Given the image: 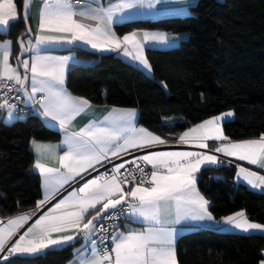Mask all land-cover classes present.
I'll return each instance as SVG.
<instances>
[{
  "label": "snow or ice",
  "instance_id": "obj_1",
  "mask_svg": "<svg viewBox=\"0 0 264 264\" xmlns=\"http://www.w3.org/2000/svg\"><path fill=\"white\" fill-rule=\"evenodd\" d=\"M80 2L44 0L35 44L31 39L32 29L28 27L27 42L23 35L19 38L20 53L15 66L9 62L13 42H0V91L3 92L0 110L7 112L5 123L24 118L18 114L17 104L9 95L13 91L22 94L24 104L34 108L38 105L36 114L58 121L61 128L91 106L88 99L72 97L63 87L69 58L41 55L44 46L83 41L100 51H122L151 72V65L144 55L146 45L169 42L168 34L163 32L133 31L120 37L112 30L114 15L138 6L155 8L161 0H121L107 9L91 5L78 9ZM31 6L32 0H22L21 11L15 0H0V34H7L21 18L27 24ZM50 33L67 34L70 38ZM27 52L34 54L29 59H21ZM15 99L21 100V96ZM136 115L135 108H113L104 120L90 122L79 131L67 134L64 141L67 151L63 155H56V146L32 141L40 156L48 152L59 163V167H49L38 158L33 165L43 177L46 188L44 199L37 202V209L49 203L64 185L82 173L89 169L96 171L97 165L111 164V175L106 170L86 180L49 208L17 239L13 237L32 214L9 219L7 227H0V254H3L0 261L10 264V257L14 255H37L49 248L70 245L82 237L85 243L76 250L79 257L75 264H179L176 230L168 225L179 224L182 220H215L209 211V201L196 188L195 173L202 166L222 165L225 161L204 152L150 151L133 155V150H147L168 143L147 129L136 128ZM232 115L229 112L223 117L207 119L183 132L177 142H194L196 147L207 149L208 141H220L213 150L215 153L264 168V134L256 139L230 140L224 135L220 121ZM124 156L130 159L124 160ZM113 158L121 162L115 163ZM148 165L150 172L145 171ZM237 167V175L248 184L254 188L264 187V175L240 165ZM125 185L131 186L126 190ZM121 217L142 222L146 227L119 231L114 221ZM104 221L113 223L107 225ZM223 222L245 233L253 230L264 233V224L250 222L244 211L224 217ZM89 251L90 255L86 256L85 252ZM260 255L258 264H264V250Z\"/></svg>",
  "mask_w": 264,
  "mask_h": 264
},
{
  "label": "trees",
  "instance_id": "obj_2",
  "mask_svg": "<svg viewBox=\"0 0 264 264\" xmlns=\"http://www.w3.org/2000/svg\"><path fill=\"white\" fill-rule=\"evenodd\" d=\"M22 11V0H15ZM185 17L134 19L117 25L119 34L134 30L187 34L172 49L146 51L152 75L114 54L100 55L72 48L90 66L71 67L67 88L92 105L135 108L139 124L164 138L226 112L223 123L232 141L264 134V0H197ZM22 19L0 41L26 35ZM17 51V50H16ZM163 85H166L165 88ZM0 119V217L7 219L35 209L42 200L40 177L32 172L33 140L56 142L61 133L35 113L8 125ZM236 167H207L198 188L211 203L215 220L244 211L264 224V193L235 182ZM179 264H258L264 237L191 229L179 236ZM80 240L37 256L10 257V264H68ZM5 264V262L0 263Z\"/></svg>",
  "mask_w": 264,
  "mask_h": 264
},
{
  "label": "crops",
  "instance_id": "obj_3",
  "mask_svg": "<svg viewBox=\"0 0 264 264\" xmlns=\"http://www.w3.org/2000/svg\"><path fill=\"white\" fill-rule=\"evenodd\" d=\"M43 2L44 0H32V6L28 9V13H29V20L28 23L26 24V27H31L32 29V34H31V39L33 44H35V34L37 31V27H38V17H39V12L43 6ZM121 2V0H81L80 4L77 5V8H84L87 5H91V7H103L105 9L109 8L110 5H116L119 4ZM197 3V0H161L160 4H157L155 8H148L147 6L145 7H136L130 10L125 11L124 13L120 14H116L113 16V23H112V30L116 33L117 36L122 37L123 35H126L128 33L125 34H119L118 31L116 30L115 27H117V25H121L125 22L134 20V19H149V20H154V19H159V18H166V17H185L188 16L190 13V9L191 7H193L195 4ZM22 19V18H21ZM23 20V19H22ZM85 23H90V24H95L96 21H84ZM136 32H143V31H147V30H134ZM133 32V31H130ZM148 32H163L168 34L169 36V42L168 44H148L146 45L145 49H144V55L146 56V51L148 49H152V50H167V49H172L177 47L181 41L186 40L188 35L187 34H176L173 32H169V31H148ZM51 35H55V36H60V35H65L67 37V34H58V33H50ZM70 38V37H67ZM25 42H27V40L29 39V35L26 34L25 37ZM6 40H10V39H6ZM4 41V40H3ZM0 41V42H3ZM12 43V55L10 57V63L13 64V66L16 65V57L17 55H19L20 53V45H19V39L14 42L13 40H11ZM85 48L88 49L92 52H95L97 54L100 55H108V54H114L118 57H120L121 59H123L125 62H127L128 64L134 65L136 67H138L139 69H141L143 72H145L148 75H152V70L151 72L147 71L146 69L143 68L142 65H140L137 61H134L131 59V57L129 56H125L123 54L122 51H100L98 49H93L91 47L90 44H86L83 41H76L74 43L68 44V43H56V44H50L47 46H44L41 48L40 54L41 55H47V56H53V57H68V63L65 67V83L63 85V87L66 89L67 93L70 94L72 97H76L74 96L72 93H70V91L67 88V79H68V73L69 70L71 69V67H75V66H91L93 64V61H86V60H80L76 57V55H74V52H69V53H64V50H70L72 48ZM17 50V51H16ZM34 53L32 52H27L25 53L21 59H29ZM21 73H23V69H20ZM22 95V94H21ZM39 95V94H38ZM23 99H25L23 97ZM28 107L33 108L34 113L35 112V108H39L38 105L35 106V108L32 105H27ZM113 108H117V109H123V108H118V107H111V106H107V105H92L89 108H87L85 111L81 112L79 115H76L64 128H61L59 125L58 121H53L50 118H44L38 114V115L42 121L44 122V124L46 126H48L49 128L54 129L55 131H59L61 133V138L59 141L56 142H44L43 141H37L35 140L37 143L39 144H44V145H53L56 146L55 147V153L56 155H63L65 151H67V145L64 144L65 138L67 134H70L72 132H76L79 131L80 128L85 127L87 124H89L90 122H99L105 119L106 116H108L109 112H111V110ZM40 111H42V109H40ZM137 111V115L134 121L135 127L136 128H143V126H141L139 124V111L136 109ZM229 113V112H226ZM226 113H223L219 116H224ZM233 113V112H232ZM0 119H3L2 121H5L7 119V112L0 110ZM211 119V118H210ZM234 119V113L231 117H228L227 119H222L220 121V126L223 130V123L227 122V121H231ZM15 122V121H14ZM12 122V123H14ZM5 123V122H4ZM12 123H6L8 125L12 124ZM202 123V122H201ZM200 124V123H199ZM198 124H195L194 126L192 125L191 127L187 128L186 130L180 132L177 134V136H173L169 139L162 137L159 134L154 133L155 135H159L162 139H165L168 141L167 144L164 145H156L151 149H147V150H133V153H141V155L145 154L146 152H150V151H165V152H204V153H208V154H214L216 156H218L221 160H224L225 163L222 165H233L236 167V175H235V182L237 184H244L245 186H247L248 188H250L253 191L259 192L260 193H264V187H253L252 185L248 184L247 181H245L242 177H239L237 175L239 169L237 167V165H240L242 167H245L247 169H249L250 171H254L257 172L259 175H264V168H260L257 165H252L249 164L246 161H240V160H236L234 157H225L223 156L222 153H215L213 150L215 147L219 146V144L221 143L220 141H208V145L209 147L207 149H200L198 147L195 146L194 142H189L187 144H181L178 143V138L179 136L185 132L188 131L189 129L195 127ZM146 129V128H144ZM148 130V129H147ZM150 131V130H148ZM152 132V131H150ZM224 133V131H223ZM225 135V134H224ZM256 139V138H255ZM31 150L33 153V157H34V163L36 162V160L38 158H40L42 160V162L46 163L47 166L49 167H59V163L58 161L52 157L48 152H45L43 154V156H40V154L37 153L35 147L33 146V144L31 143ZM115 159V158H113ZM124 160L129 159L127 156L123 157ZM120 163L121 161L119 159H115ZM231 161V163H227V161ZM33 163V165H34ZM32 165V172L36 173L39 177H40V182H41V191H42V200L44 199L45 196V192H46V188H45V184H44V180L43 177L40 175L38 170H35L34 167ZM100 166V165H97ZM96 166V168H97ZM215 166H221V165H209V166H202L200 171L195 173V177L199 176V174L202 172L203 169L207 168V167H215ZM149 167L151 168V166L149 165ZM90 171H92V169H89V171L87 173H82V176L80 177H76V179L72 182H70V184L68 185H64V187L60 190L59 194H57L55 196V198L51 199L49 203L45 204L42 208L37 209V207H35V209L30 210V211H26V212H22L19 214H16L12 217H9L7 219H4L2 217H0V227H7V222L9 219H14L20 215L29 213L32 214L31 218L24 223L23 227H21L16 235L13 237V239H17L19 237V235L23 234L29 227H31L35 221L41 216L43 215L45 212L48 211L49 208H51L55 203H57L60 199H62L63 197H66L68 195L69 192H71L73 189H78L79 187H81L86 180L88 179H83L84 176H86V174H88ZM199 180H200V176H199ZM196 180V188L198 189V191L200 192V194L206 199V197L203 195V193L200 191V189L198 188V181ZM128 187L125 186V189L127 190ZM207 200V199H206ZM210 207H211V203L209 202V211H210ZM246 215V213H245ZM246 217L248 218V216L246 215ZM249 220V218H248ZM250 221V220H249ZM252 222V221H250ZM146 227L145 224H143L142 222H133V220H130L129 222L125 223L123 225V227L118 228L119 231H125L126 229H136V230H143V228ZM168 227H172L176 230V234H175V248H176V243H177V238H179V236L181 234H183L184 232L191 230V229H208V230H214V231H218V232H222L224 233H230V234H240V235H258V236H263L264 237V233H261L260 231H250V232H243L241 230L238 229H234L232 226L227 225L223 222V219L220 221L214 220V221H185L182 220L179 224H170L168 225ZM78 240H80V245L78 249H81V245L84 244V240L83 238H79ZM77 240V241H78ZM76 242V241H73ZM72 242V243H73ZM65 246L68 245H64L61 247H56V248H49L37 255H41L44 254L45 252H47L48 250L51 249H58V248H63ZM3 255V254H0ZM37 255H14V256H37ZM85 255H90V251L89 252H85ZM12 256V257H14ZM75 257L68 262V264H75L77 258L79 257V253L76 251V255H74ZM4 261H0V263H3Z\"/></svg>",
  "mask_w": 264,
  "mask_h": 264
},
{
  "label": "built area",
  "instance_id": "obj_4",
  "mask_svg": "<svg viewBox=\"0 0 264 264\" xmlns=\"http://www.w3.org/2000/svg\"><path fill=\"white\" fill-rule=\"evenodd\" d=\"M2 94H3V92L0 91V95H2ZM9 95L11 97H13L12 102L17 104V112H18L19 115H22L24 117L23 119H26L27 116H29L30 114L34 113L33 108L28 107L26 104L23 103L24 99H23V96L20 93H17L15 91H13ZM17 96H21V100H16L15 97H17ZM23 119H17V120H23ZM133 155L140 156L141 153H137L136 152V153H133ZM127 157L130 159L129 156H127ZM114 161H115V163L118 162L115 159H114ZM140 163H143V162H140ZM126 167L131 168V167H134V165H127ZM111 168H112L111 164H105L104 166H101V165L97 166V170L96 171H93V170L90 171L88 174H86V176H84L83 179H92L93 177H95V176H97V175H99L101 173H104L106 170L108 171V174L111 175ZM122 171H124V170H122ZM145 171H147V172L151 171V168L149 167V165L145 166ZM125 186L126 187H130L131 185H125ZM129 221H130V219H125V218L121 217V218L115 220L114 223L117 225L118 228H121V227H123V225L125 223H127ZM104 223L107 224V225H111L113 223V221H104ZM111 231H112V229L109 228V232H111ZM94 239H95V237H94ZM106 243H108V241H106Z\"/></svg>",
  "mask_w": 264,
  "mask_h": 264
},
{
  "label": "water",
  "instance_id": "obj_5",
  "mask_svg": "<svg viewBox=\"0 0 264 264\" xmlns=\"http://www.w3.org/2000/svg\"><path fill=\"white\" fill-rule=\"evenodd\" d=\"M196 180H199V176H196Z\"/></svg>",
  "mask_w": 264,
  "mask_h": 264
}]
</instances>
